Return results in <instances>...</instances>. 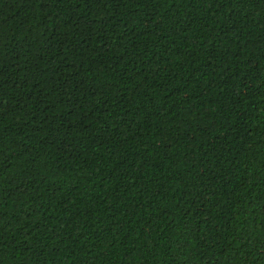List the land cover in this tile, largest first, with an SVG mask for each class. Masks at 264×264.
I'll return each mask as SVG.
<instances>
[{
    "label": "trees",
    "instance_id": "16d2710c",
    "mask_svg": "<svg viewBox=\"0 0 264 264\" xmlns=\"http://www.w3.org/2000/svg\"><path fill=\"white\" fill-rule=\"evenodd\" d=\"M0 264H264V0H0Z\"/></svg>",
    "mask_w": 264,
    "mask_h": 264
}]
</instances>
